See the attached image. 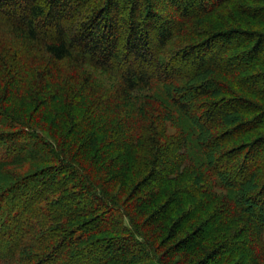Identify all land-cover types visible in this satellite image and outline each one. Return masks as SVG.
Masks as SVG:
<instances>
[{"label": "trees", "instance_id": "trees-1", "mask_svg": "<svg viewBox=\"0 0 264 264\" xmlns=\"http://www.w3.org/2000/svg\"><path fill=\"white\" fill-rule=\"evenodd\" d=\"M0 264H264V0H0Z\"/></svg>", "mask_w": 264, "mask_h": 264}, {"label": "rangeland", "instance_id": "rangeland-1", "mask_svg": "<svg viewBox=\"0 0 264 264\" xmlns=\"http://www.w3.org/2000/svg\"><path fill=\"white\" fill-rule=\"evenodd\" d=\"M110 186H111V189H112L111 192H113L114 194H117V197H119V199L126 200V197L124 196V193L123 194L120 193V192L123 191L122 190L123 187H121L119 183L112 182ZM150 209H151L150 205L146 206V208L145 207H139V208L130 207L129 208L131 214L135 218H137V221H138L139 224H143L144 223V220L147 218V214L149 213ZM143 231H145L147 233V236L149 238H151L150 236L155 234L156 235V239H155L156 242H159L163 238L164 234L167 233V229H165V230L164 229H158L157 227H154V226H152V227H146L145 226L143 228ZM178 256L179 255H177V257ZM177 257L172 258L171 261L172 262L175 261V258H177Z\"/></svg>", "mask_w": 264, "mask_h": 264}]
</instances>
